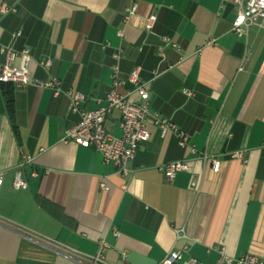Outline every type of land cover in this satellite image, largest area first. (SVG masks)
<instances>
[{
  "label": "crops",
  "instance_id": "obj_1",
  "mask_svg": "<svg viewBox=\"0 0 264 264\" xmlns=\"http://www.w3.org/2000/svg\"><path fill=\"white\" fill-rule=\"evenodd\" d=\"M129 3L0 0V47L27 49L31 81L57 78L63 90L54 97L33 84L13 87L11 119L0 86V264H85L101 242L104 264H159L184 248L177 264L264 261V24L235 35L234 0H138L126 23ZM3 6L15 12L2 14ZM114 64L121 78L139 69L150 95V139L125 177L95 150L63 142L79 119L65 93L82 94L85 111L104 105ZM155 117L186 133L219 172L171 133L161 137ZM118 118L114 111L105 121L116 136ZM22 154L34 158L39 178L27 167L28 188L15 190ZM175 161L189 171L169 181L158 167Z\"/></svg>",
  "mask_w": 264,
  "mask_h": 264
},
{
  "label": "built area",
  "instance_id": "obj_2",
  "mask_svg": "<svg viewBox=\"0 0 264 264\" xmlns=\"http://www.w3.org/2000/svg\"><path fill=\"white\" fill-rule=\"evenodd\" d=\"M138 0H130L128 7L125 9L124 22H128L132 16L136 14ZM237 7V15L231 25L232 32L238 37L247 33L251 26H261L264 24V0H234ZM15 12L14 8L3 6L1 13L7 14ZM154 17L148 21L146 29L152 28ZM21 35L18 31L12 35L16 39ZM122 37V33H119ZM209 44H214V40H210ZM0 54L4 61L0 67V85L9 84L13 87L22 88L33 84L41 89H49L54 97H58L63 93L61 81L57 78H50L47 81H31L30 74V52L27 49L16 50L12 46H1ZM120 57V51L113 55L115 60ZM19 59V66H15V60ZM39 65L48 70L51 61L45 60L39 62ZM111 87L105 99L104 105L99 106L95 110L85 111L82 104L85 97L77 92L68 91L65 93L69 100L68 108L71 114H76L79 119L77 123L68 129L63 137V142H72L83 148H91L98 152L102 157L103 164H112L119 169L121 176H127L131 173L130 163L135 157L139 146L146 143L150 139V133L146 129V120L149 115L150 95L146 84H144L139 76V69H133L126 78L120 77L119 66L114 64L111 66L110 72ZM130 86L131 89H127ZM187 97H192V92L184 90ZM118 112L119 118L117 129L119 135H112L105 129V121L112 112ZM154 125L158 128L161 137L167 133L174 135L177 145L184 149L189 148L193 157L200 159L203 163L208 160L211 163L213 172H219L220 164L213 157H209L206 152H199L196 148L189 144V137L186 133L178 129L170 120L155 117ZM235 158L243 157L241 152L233 154ZM34 158L22 154L21 162L15 173L12 187L15 190H25L28 188V182L24 177L25 169L31 168L29 177L39 178V173L34 169ZM158 170L167 180H172L177 174L189 171V165L186 161H175L163 164ZM3 181V173L0 172V188ZM102 190L107 191L108 188L104 183L100 184ZM118 236V233L115 232ZM105 244H99L97 255L89 258L85 264H104L101 261V255ZM186 252V248L182 251H171L159 264H177ZM222 254V252L220 251ZM226 264H264V261L257 257L246 255L236 260L224 257ZM192 263H197L191 260Z\"/></svg>",
  "mask_w": 264,
  "mask_h": 264
},
{
  "label": "trees",
  "instance_id": "obj_3",
  "mask_svg": "<svg viewBox=\"0 0 264 264\" xmlns=\"http://www.w3.org/2000/svg\"><path fill=\"white\" fill-rule=\"evenodd\" d=\"M5 97L6 109L9 117L13 118V86L9 84L0 85Z\"/></svg>",
  "mask_w": 264,
  "mask_h": 264
}]
</instances>
